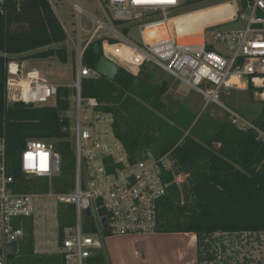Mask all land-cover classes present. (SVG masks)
I'll use <instances>...</instances> for the list:
<instances>
[{"label":"built area","instance_id":"built-area-1","mask_svg":"<svg viewBox=\"0 0 264 264\" xmlns=\"http://www.w3.org/2000/svg\"><path fill=\"white\" fill-rule=\"evenodd\" d=\"M59 1L71 5L76 16L73 37L61 23L69 35L67 43L73 46L75 119L67 112L62 116L70 122L63 132L70 134L74 172L65 175V159L55 143L32 139L17 163L25 180L17 181L6 139L0 137V264H9L10 258L19 254V240H25L31 230L39 252L61 254L66 264H91L104 248L100 234L110 238L158 233L159 202L173 185L182 190L188 178L179 172L173 151L160 158L151 154L133 158L113 131L114 116L101 110L98 99L82 96L85 80L100 77L84 61L87 49L96 43L101 56L115 58L114 62L135 76L154 64L201 94L205 108L217 104L230 114L234 127L256 132L264 141V130L225 108L219 94L223 88L242 92L252 88L256 100L264 102V0H248L243 13L233 0L237 7L233 20L206 28L200 39L192 41L188 35L180 37L175 22L191 13L186 0H101L102 18L85 11L81 0ZM7 2L0 0V15L7 14ZM245 13L249 14V24L244 30L216 29L206 39L210 30L246 19ZM131 25L140 28V42L129 37ZM8 63L7 105L48 106L57 102L64 86L51 83L37 69L25 71L24 61ZM61 204L75 207V224L63 231L59 222L53 223L55 217L59 219ZM88 218L98 233L84 232ZM53 225L57 226L55 232ZM45 237L49 240H43ZM12 243L18 245L17 254Z\"/></svg>","mask_w":264,"mask_h":264},{"label":"trees","instance_id":"trees-1","mask_svg":"<svg viewBox=\"0 0 264 264\" xmlns=\"http://www.w3.org/2000/svg\"><path fill=\"white\" fill-rule=\"evenodd\" d=\"M214 1L218 0H186L185 4L192 12ZM241 3L243 13L248 0ZM7 8V14L0 15V137L6 139L16 180L23 181L17 163L29 140L55 143L65 161L74 159L70 134L63 132L70 122L62 116L70 109L71 91L62 87L54 105L17 102L9 106L4 99L8 62L57 57L67 64L68 37L48 0H8ZM100 57L91 46L85 64L96 68ZM162 87L145 66L136 76L121 69L113 81L102 76L89 78L82 96L98 99L101 110L114 116L113 131L133 158L148 154L160 158L173 151L179 172L188 178L182 190L173 185L159 202L157 232L195 235L198 263L212 262V236L264 234V141L256 132L234 127L228 112L224 120L204 115L196 120L172 95L165 103ZM253 92L252 88L247 91L251 100ZM252 122L264 130V102ZM71 170L65 167V175ZM59 208L63 231L75 224V207L61 204ZM85 225V233H98L90 218ZM22 245L9 264H66L61 254H36L32 230ZM90 262L108 264L103 250Z\"/></svg>","mask_w":264,"mask_h":264},{"label":"rangeland","instance_id":"rangeland-1","mask_svg":"<svg viewBox=\"0 0 264 264\" xmlns=\"http://www.w3.org/2000/svg\"><path fill=\"white\" fill-rule=\"evenodd\" d=\"M51 2L55 14L60 23H63L68 28V34L75 35L76 20L74 9L71 5H67L59 0H48ZM75 2L76 0H71ZM85 11L93 14L96 17L102 18L104 16L100 6L101 0H81ZM233 0H218L204 5L203 8L213 7L214 5L232 2ZM239 3V9H242L241 0H236ZM199 10V9H197ZM194 12V11H192ZM246 19L239 18L237 21L226 24L207 33L206 39H209L210 32L216 29L232 32L233 30H244L249 24V14H244ZM83 24L87 25L86 19L83 18ZM66 31V30H65ZM67 34V39L69 35ZM140 28L136 25H131L129 37L140 42ZM68 63L64 64L59 61L57 57L50 59L33 58L25 60V71L37 69L51 83L69 88L70 92V109L67 115L75 119L76 98L72 94V86L74 85V61H73V46L67 43ZM153 77H155L159 84L167 83V88H163L164 102L168 103V96L172 95L174 99L181 102L183 108L190 110L196 120L202 115L214 118V120H224L227 117L226 110L217 104H211L205 108L206 101L203 96L192 90L182 81H178L164 70L159 69L154 64L147 65ZM220 99L225 108L232 112L238 113L240 116L252 121L254 112L258 109L260 101L254 97L251 100L247 92L221 89ZM55 104V101L52 102ZM51 104V105H52ZM75 159L69 158L65 161V166L71 168L73 174V165ZM55 184L57 182L55 181ZM21 220L23 218H20ZM59 222L55 217L53 223ZM53 231L57 230V226L53 225ZM163 235V236H162ZM104 243L103 251L106 255L108 264H188L194 260L195 251L190 247L189 237L183 235L181 237L173 234H147L136 235L128 237L126 240L111 238H104V235H98ZM43 240L48 241L45 237ZM211 251L213 253L212 262H204L203 264H264V234L246 235L238 234L228 235L220 234L209 238ZM25 242L24 239L19 240L20 248ZM41 251L49 250V248H41ZM39 254H48L47 252H39ZM36 253V254H38ZM18 257V255H15Z\"/></svg>","mask_w":264,"mask_h":264},{"label":"bare ground","instance_id":"bare-ground-1","mask_svg":"<svg viewBox=\"0 0 264 264\" xmlns=\"http://www.w3.org/2000/svg\"><path fill=\"white\" fill-rule=\"evenodd\" d=\"M236 10L237 7L231 2L221 3L188 13L175 22L177 28L181 30L180 37L188 35L186 38L192 41L191 39H200L203 31L208 27L231 22Z\"/></svg>","mask_w":264,"mask_h":264},{"label":"water","instance_id":"water-1","mask_svg":"<svg viewBox=\"0 0 264 264\" xmlns=\"http://www.w3.org/2000/svg\"><path fill=\"white\" fill-rule=\"evenodd\" d=\"M94 51H95V54L96 55H99L101 50H100V44L99 43H96L94 45ZM96 71L97 73L104 77V78H107L111 81H113L115 79V76L119 73V71L121 69H125L126 71H128L130 73V71L124 66H119L116 62H114V60H112L109 56H101L99 59H98V62L96 64ZM163 88H167V83H164L163 84ZM160 93H163V89L161 88L160 90ZM91 211L89 210L87 212L88 216H91ZM103 225H105V228H107V224H106V220L104 219L103 220ZM12 248H13V253L14 254H17L18 253V245L17 243H12Z\"/></svg>","mask_w":264,"mask_h":264},{"label":"crops","instance_id":"crops-1","mask_svg":"<svg viewBox=\"0 0 264 264\" xmlns=\"http://www.w3.org/2000/svg\"><path fill=\"white\" fill-rule=\"evenodd\" d=\"M41 72V71H40ZM42 73V72H41ZM44 76V75H43ZM159 235H160V233H159ZM173 235H175V236H179V237H181V236H183V235H187L188 237H189V244H188V247H190L191 248V250L193 249L194 251H195V257H194V260H192L191 262H188V264H199L198 263V259H197V251H198V248H197V238H196V236L195 235H193V234H173ZM248 235V234H247ZM163 236V235H162ZM237 236V235H236ZM128 237H132V236H128ZM128 237H110V238H108L109 240L111 239V238H115V239H121V240H126V239H128Z\"/></svg>","mask_w":264,"mask_h":264}]
</instances>
